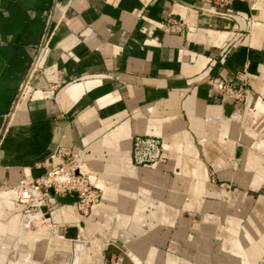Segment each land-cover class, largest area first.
Here are the masks:
<instances>
[{"label": "crops", "instance_id": "obj_1", "mask_svg": "<svg viewBox=\"0 0 264 264\" xmlns=\"http://www.w3.org/2000/svg\"><path fill=\"white\" fill-rule=\"evenodd\" d=\"M260 1L235 0L221 9L211 0H0V264H66L57 250L70 238L91 234L74 203H58L51 210L58 238L47 230L21 238L22 213L12 188L56 168L53 153L60 146L79 154L91 183L104 192L94 216L102 220L118 211L123 219L109 233L117 241L88 249L80 264H264V225L251 226L246 242L232 229L238 238L231 259L179 257L177 250H185L180 245L130 236L139 233L142 197H128L138 179L162 176V169L134 163L136 136L164 142L165 170L185 168V155L200 154L197 141L206 154L225 153L235 161L240 152L244 161L264 164V158L250 156L264 155V141L255 140L258 126L264 133ZM169 15L184 20L185 34L165 31ZM255 15L259 20L252 23ZM48 33L51 41L29 80L30 93L20 99ZM245 72L251 81L245 117L252 133L243 135L247 147L240 151L230 105L210 82L234 81ZM218 132L229 141L217 144ZM256 180L264 184V174ZM243 198L248 206L254 203Z\"/></svg>", "mask_w": 264, "mask_h": 264}, {"label": "rangeland", "instance_id": "obj_2", "mask_svg": "<svg viewBox=\"0 0 264 264\" xmlns=\"http://www.w3.org/2000/svg\"><path fill=\"white\" fill-rule=\"evenodd\" d=\"M255 1L256 3L261 2L260 0ZM258 20L257 15L250 18L252 23H256ZM234 81L245 86L244 89L247 91L246 99L236 110L239 113L233 117V113L236 112L233 110L232 114L228 116L230 121L238 126L237 131H232L235 134L236 147L238 150L244 151L247 145L243 135L252 133L250 124L245 117L251 81L246 72L240 73ZM255 133L259 134L255 137L257 142L264 141V133L259 126ZM214 141L217 144H225L229 141V136L224 134L215 138ZM197 145L200 154L197 157L192 154L185 155L183 158L186 163L185 168L172 171L161 168V165L166 164L167 161L160 164H149L147 166L150 167V170L160 172L162 169V176H150L147 180L138 179L137 184L128 189V197H142V201L139 202V233L130 234V236H137L157 245L166 243L169 244V248H171L170 245H180L179 247H183L185 250H177L179 257L185 254L191 259H197V256L202 254L204 257L231 259L235 252L233 244L238 238L237 232L234 233L232 229L237 231L236 228H238L239 236L244 237L243 241L246 242L248 229L252 232L251 226L259 229L261 225H264V202L262 201L264 184H257L256 180L257 175L264 174V164L244 161L240 152L235 161H232L231 156L225 153L219 154L223 158V163L219 164L217 161L219 155L206 154L198 141ZM134 155L133 142V161ZM250 156L251 158H264V155L257 152L251 153ZM248 166H251V169ZM85 170L89 172L88 169ZM236 197L240 198L237 200ZM243 197L254 199V203L252 205L249 203L248 206V202ZM15 209L22 213L21 238H25L37 230H47L51 233V237L58 238L59 233H55L53 220L51 224L38 220L29 222L25 213L27 207L23 208V204L20 206L16 201ZM254 210V217H252L251 213ZM248 211L251 212L248 214ZM76 213L84 221V227L91 230V234L80 236L79 239L70 238L69 245L57 250L62 251L66 264H80L81 254L90 248L113 245L117 239L109 238V233L112 231L113 225L123 220L118 217V211L107 215L102 220L96 218L93 213L88 218L81 217L77 210ZM32 219H37V216ZM154 229L157 230L156 234L153 233ZM2 245L4 243H1L0 246ZM51 251L53 252L54 248ZM165 252L168 250L166 249ZM9 260V264H18L17 259Z\"/></svg>", "mask_w": 264, "mask_h": 264}, {"label": "built area", "instance_id": "obj_3", "mask_svg": "<svg viewBox=\"0 0 264 264\" xmlns=\"http://www.w3.org/2000/svg\"><path fill=\"white\" fill-rule=\"evenodd\" d=\"M233 2V0H211V3L221 9L232 6ZM164 28L169 34L183 35L186 32L187 25L184 20L169 15L164 24ZM50 35L51 33L46 35L45 43L39 49L31 72L26 80V85L21 91L20 99L30 93L28 86L29 80L40 68L42 55L51 41ZM210 85L216 93L223 96L225 102L233 107L235 111L246 99L247 91L241 83L216 79L212 80ZM7 129L8 125L4 133ZM133 142L135 146L134 162L136 165L160 164L167 161L163 141L160 138L136 136ZM53 158L58 160L56 168L48 171L39 178L24 181L13 187L18 197V205L21 206L24 203H28L27 209L25 210L27 220L29 222L31 220H38L39 222L43 221L51 224L53 222L51 210L58 205V199L67 197H76L74 204L79 215L83 218L90 217L93 207L98 205L103 198L102 189L91 183L89 173L85 170V164L80 161L78 153L60 146L54 151ZM36 216L37 219H32Z\"/></svg>", "mask_w": 264, "mask_h": 264}, {"label": "water", "instance_id": "obj_4", "mask_svg": "<svg viewBox=\"0 0 264 264\" xmlns=\"http://www.w3.org/2000/svg\"><path fill=\"white\" fill-rule=\"evenodd\" d=\"M226 110H227V115L229 116V115L232 114L234 108L231 107V106H227L226 107ZM58 201H59V203H63V204H66V203H75L76 202V197H73V198H71V197L60 198V199H58Z\"/></svg>", "mask_w": 264, "mask_h": 264}, {"label": "bare ground", "instance_id": "obj_5", "mask_svg": "<svg viewBox=\"0 0 264 264\" xmlns=\"http://www.w3.org/2000/svg\"><path fill=\"white\" fill-rule=\"evenodd\" d=\"M73 208H74V207H73ZM100 209H102V207H101Z\"/></svg>", "mask_w": 264, "mask_h": 264}]
</instances>
